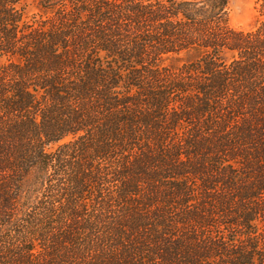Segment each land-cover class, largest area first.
Instances as JSON below:
<instances>
[{"label":"trees","instance_id":"16d2710c","mask_svg":"<svg viewBox=\"0 0 264 264\" xmlns=\"http://www.w3.org/2000/svg\"><path fill=\"white\" fill-rule=\"evenodd\" d=\"M0 0V264H264V0Z\"/></svg>","mask_w":264,"mask_h":264},{"label":"rangeland","instance_id":"374dc122","mask_svg":"<svg viewBox=\"0 0 264 264\" xmlns=\"http://www.w3.org/2000/svg\"><path fill=\"white\" fill-rule=\"evenodd\" d=\"M255 0H229V25L234 29L249 30L257 17Z\"/></svg>","mask_w":264,"mask_h":264}]
</instances>
